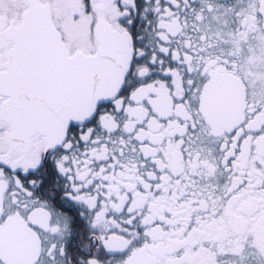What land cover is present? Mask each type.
Instances as JSON below:
<instances>
[{"label": "snow or ice", "instance_id": "obj_1", "mask_svg": "<svg viewBox=\"0 0 264 264\" xmlns=\"http://www.w3.org/2000/svg\"><path fill=\"white\" fill-rule=\"evenodd\" d=\"M0 264H264V0H0Z\"/></svg>", "mask_w": 264, "mask_h": 264}]
</instances>
